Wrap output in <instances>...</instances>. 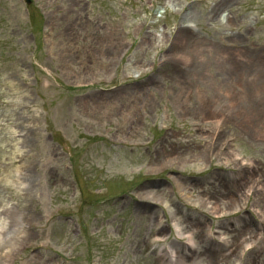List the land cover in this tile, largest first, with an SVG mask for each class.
Instances as JSON below:
<instances>
[{"label": "rangeland", "instance_id": "374dc122", "mask_svg": "<svg viewBox=\"0 0 264 264\" xmlns=\"http://www.w3.org/2000/svg\"><path fill=\"white\" fill-rule=\"evenodd\" d=\"M30 1L0 0V264H264V0Z\"/></svg>", "mask_w": 264, "mask_h": 264}, {"label": "bare ground", "instance_id": "6f19581e", "mask_svg": "<svg viewBox=\"0 0 264 264\" xmlns=\"http://www.w3.org/2000/svg\"><path fill=\"white\" fill-rule=\"evenodd\" d=\"M227 5H229V4H227ZM225 8H227V7H225ZM186 15H187L186 16L187 18H189L191 16H194L189 11L186 12ZM219 18H223V21H227L229 19V13L228 12L221 13L219 15ZM219 18H216V19H219ZM191 19H193V18H191ZM188 22H196V21L190 20ZM237 52H239V51L223 52V54H228V55H224V57H222V59H224V61L226 63L230 64V71H226L225 75H227V77H228V78H226L227 79V83L230 84L232 88L235 87L233 85V82L238 83V81H239V79L241 77L246 76V78H247L249 76L248 78L250 80L251 77L258 76V74H255L256 72L253 71V67L249 66L250 64L253 65L252 62L248 61L249 64H247L246 60L242 59L241 55H238V57H237V55L235 57L230 56V55H233V54L235 55V53H237ZM262 62H264L263 59H262ZM263 65H264V63H263ZM257 68H259V67H257ZM261 71H262V73H264V68L263 69L261 68ZM232 93H234V92L232 91ZM228 95H230V92H228ZM218 97H219V95L217 96V100L213 101L214 103L221 101V99H218ZM233 98H235V97H233ZM211 106H212L211 103L204 102L199 107L198 112L201 111L202 108H203L204 112H206V111H208V108H210ZM207 114H205V117H206ZM216 122H218V120ZM21 141H22V136H21ZM21 144H23V141H22ZM18 146H19V144H17L14 148H10V149H7L5 147V156L9 157V155H12V153L15 151V149H17V150L20 149V147H18ZM212 146H213L214 149L217 148L215 145H212ZM209 148L210 147L208 145V149ZM21 153H22V151L20 149L19 152L15 155V159L17 158V156H20L19 154H21ZM162 155L163 154H162L161 151L160 152H156L155 161H159L158 159L161 158ZM22 166H19L18 168H16V171L18 172L19 169H23V168L27 167V166H24V167H22ZM251 167H252V164H249L247 167L245 166V168L243 167L245 170L241 169L242 172H241L240 178L238 180L234 181V182L232 181L231 185L223 184L222 188L220 187V190L223 189V190H226V192L234 191V192H238V194L240 192L242 193V190L246 187V185H248V182H247L248 174H252V172H255L256 170H259V168H258L256 163H255L254 167H252V168ZM249 168H251V169H249ZM13 176L18 178V176H15V175H13ZM22 178L25 179V174L24 173L23 174L22 173L19 174V180H22ZM228 187L231 188V190L230 189L227 190ZM260 191H262V189ZM262 193L264 194V189H263ZM164 196H165V194H164V190L163 189H159V190H154V189L144 190V191H142L141 194L138 195L139 198H142L144 200H148V201L154 202L155 204H160V205H162ZM8 211H10V210H8ZM13 221L15 222L16 219H13ZM11 225H12V222H11ZM11 225L9 227L7 226L8 228L4 232H8L9 233L12 230L11 229ZM13 230H16V229H13ZM18 233H19V231H18ZM28 234H29L28 232L22 231L21 232V236H18V237L19 238L26 237ZM207 254H209V253H207ZM185 256L186 257H192L191 254L190 255H185ZM216 261L217 260H215L213 262H216Z\"/></svg>", "mask_w": 264, "mask_h": 264}]
</instances>
